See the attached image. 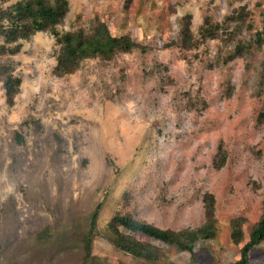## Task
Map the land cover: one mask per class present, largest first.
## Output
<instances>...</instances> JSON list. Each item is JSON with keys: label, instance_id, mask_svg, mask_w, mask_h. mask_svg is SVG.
I'll use <instances>...</instances> for the list:
<instances>
[{"label": "rangeland", "instance_id": "374dc122", "mask_svg": "<svg viewBox=\"0 0 264 264\" xmlns=\"http://www.w3.org/2000/svg\"><path fill=\"white\" fill-rule=\"evenodd\" d=\"M67 1L59 33L104 22L137 47L63 76L52 73L58 46L46 30L0 56L21 79L11 106L0 82V264H82L80 236L97 205L91 254L100 264L236 261L264 211V0ZM206 19L221 25L217 37L202 34ZM218 148L226 159L216 169ZM205 192L215 232L192 252L135 234L158 248L149 262L106 237L115 213L198 227ZM247 264H264V240Z\"/></svg>", "mask_w": 264, "mask_h": 264}, {"label": "trees", "instance_id": "16d2710c", "mask_svg": "<svg viewBox=\"0 0 264 264\" xmlns=\"http://www.w3.org/2000/svg\"><path fill=\"white\" fill-rule=\"evenodd\" d=\"M1 3L5 6H1ZM67 11V0H0V56L17 53L21 48L20 41L27 40L35 32L46 30L53 36L58 46L52 73L55 76H63L74 72L85 59L95 57L110 59L119 52H127L137 47L130 36L112 34L104 22L95 23L88 31L77 29L59 33L56 26L62 22ZM241 14L240 12L239 16ZM208 21L206 19L205 25H201L202 34L205 37H217L221 25ZM261 35L262 32H257L256 38L260 40ZM191 37L188 16H184L181 25V43L190 45ZM241 49L242 46L237 44L234 51L239 54ZM0 82L5 102L11 106L15 95L19 92L21 79L13 74L8 62L0 61ZM225 159V152L218 148L213 166L216 169L221 168ZM202 202L204 222L198 227L171 230L135 219L128 214L115 213L106 223V237L116 249L149 262L159 259L158 248L146 240L136 238L135 234L159 240L175 247L178 251L192 252L198 240L210 239L215 232L213 194L205 192ZM98 208L99 205L91 212L88 226L80 236L83 249L82 264H100L98 258L91 254L93 239L99 235ZM237 220L231 221L230 236L235 242L242 236L240 222ZM262 240H264V211L252 227L248 240L240 248L239 258L230 264H247L249 252Z\"/></svg>", "mask_w": 264, "mask_h": 264}]
</instances>
